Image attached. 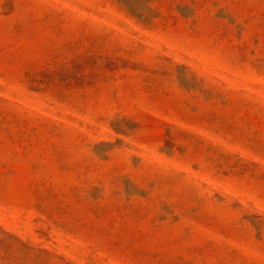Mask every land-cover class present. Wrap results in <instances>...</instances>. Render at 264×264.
<instances>
[{
	"label": "rangeland",
	"instance_id": "1",
	"mask_svg": "<svg viewBox=\"0 0 264 264\" xmlns=\"http://www.w3.org/2000/svg\"><path fill=\"white\" fill-rule=\"evenodd\" d=\"M0 264H264V0H0Z\"/></svg>",
	"mask_w": 264,
	"mask_h": 264
}]
</instances>
